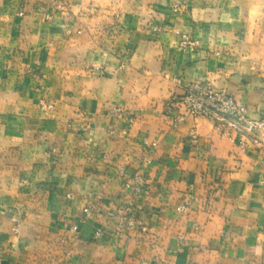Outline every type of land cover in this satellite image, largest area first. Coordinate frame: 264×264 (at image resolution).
Wrapping results in <instances>:
<instances>
[{"label":"crops","instance_id":"obj_1","mask_svg":"<svg viewBox=\"0 0 264 264\" xmlns=\"http://www.w3.org/2000/svg\"><path fill=\"white\" fill-rule=\"evenodd\" d=\"M207 81L264 112V0H0V264H264V138L165 113Z\"/></svg>","mask_w":264,"mask_h":264},{"label":"built area","instance_id":"obj_2","mask_svg":"<svg viewBox=\"0 0 264 264\" xmlns=\"http://www.w3.org/2000/svg\"><path fill=\"white\" fill-rule=\"evenodd\" d=\"M174 11L178 13H183L185 11L184 6L175 4ZM21 15L23 12L20 13ZM82 31L77 30V33L80 34ZM67 34H70L71 31L67 30ZM192 45V42L189 39H184L180 42L181 48H187ZM128 54L121 60L118 68L123 69L128 61ZM101 67H99L100 69ZM175 81L181 84L180 79H175ZM180 103L184 108V113L178 114L174 117L175 125L180 123L185 115L193 116H202L210 120L216 119H231L238 123L242 130L253 136H261L264 138V112L259 114L257 117H251L248 113V108L245 104L240 102L235 98V96L229 94L225 90H215L211 82H188L184 85V93L179 98H174L171 102H168L165 106V113L172 114L174 104ZM42 107L53 108L52 105L46 106L44 102H41ZM117 112H122L121 107L116 108ZM130 122H133L131 120ZM217 130L227 132L224 129V124L215 125ZM198 138L197 131L194 130L190 134V140L196 142ZM146 185V180L142 174H135L132 177H129L125 183L126 187H131L135 193H140L143 191ZM191 207L190 199L184 200L181 204L178 205L177 211L185 213L189 211ZM95 206L93 204L88 205L85 208L86 215H89ZM117 214L121 217L120 225L121 226H130L140 225L142 230L145 228L142 226V222L138 221L134 214H124L122 210H117ZM73 230H78V225H73ZM69 254V253H68Z\"/></svg>","mask_w":264,"mask_h":264}]
</instances>
